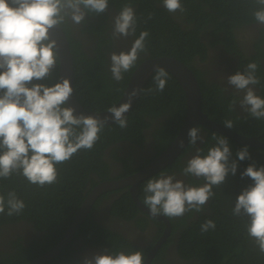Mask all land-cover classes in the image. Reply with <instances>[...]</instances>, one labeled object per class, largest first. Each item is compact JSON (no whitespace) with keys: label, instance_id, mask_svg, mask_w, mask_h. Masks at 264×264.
<instances>
[{"label":"trees","instance_id":"trees-1","mask_svg":"<svg viewBox=\"0 0 264 264\" xmlns=\"http://www.w3.org/2000/svg\"><path fill=\"white\" fill-rule=\"evenodd\" d=\"M182 3L185 8L183 13L179 11L170 13L163 7L162 0H109L108 8L112 7L120 11L124 5L131 4L137 17L134 38H138L142 31L149 33L146 41L147 51L141 53V57L143 55H146L145 57L168 55L178 58L193 69L201 85L202 109L211 119L222 124L223 120L230 119L234 122L233 130L248 136L263 133L264 120H257L248 113L241 116L234 110H229L231 100L236 97L226 96L221 93L219 88H212L207 78L204 77L207 72H203L193 65L195 57H200L201 60L206 57L208 49L202 40L204 33H213L215 42H221L227 49L235 48L236 29L256 22L252 12L258 6L254 0H182ZM150 14L151 19H149ZM91 15L98 20L94 19L90 22L88 16L86 18L87 25L81 30L82 32L91 30L98 37V45L102 49L100 51L98 47L95 48L96 55L94 56L82 50L81 41L72 34V24L69 21L63 27L71 41L76 96L85 107L102 111L112 107L119 100L132 72L144 58H139L135 66L124 73V78L120 82L112 79V75L109 74L106 67L94 65L96 62L103 63L107 60V53L111 45L113 47V41L111 33L108 32L110 27L106 21L109 17L108 10L100 15ZM101 34H106V36H101ZM262 41L263 34L259 42ZM260 44L259 55L264 56V48ZM238 53L244 57L241 50ZM256 57L258 55L254 56V58ZM246 62H250V59ZM256 63L258 64L256 74L260 78V86L263 90L262 98H264V68L259 61ZM154 76L155 71L143 88L135 106L126 116L128 126L120 128L115 123L105 125L100 140L92 150H81L70 161L58 166V183L40 188L29 184L24 177L19 175H13L7 180H0V194L15 191L26 204V208L19 215H0V225L27 221L37 233L32 241H22V237L13 241L16 250L0 252V264H23L35 259L52 248L62 238L91 188L100 180L108 179L111 172L105 158V151L106 149L110 151L113 148L109 147V144L118 140L134 139L135 134L138 133L137 129L145 123L146 118L158 116L159 113H166L170 116V123L162 127L163 129L166 126L167 131H160L161 140H165L167 144L174 140L185 119L187 100L181 85L171 73H168L163 92L155 91ZM58 81L59 74L58 68H56L53 79L39 82L51 86ZM171 104L174 105L173 108L170 107ZM208 130L209 135L200 146L203 149L202 155H206L208 148L215 145V141L212 139L213 135H222L216 131ZM222 136L226 137L231 145L234 144V147L230 148L232 153L230 159L237 161V172L235 175L229 174L222 186L213 189L215 196L201 212L191 211L185 213L181 218H172L171 232L179 225H183V228L177 241L179 252L175 254V260H166L162 255L163 249L157 253V256H161L167 264H178L179 256L189 259L186 264H264V254L259 252L253 239L247 235V217H237L232 214L235 199L253 183L249 177L242 178L241 173L253 163L257 168L264 166V149L239 144L225 135ZM262 140L264 141V137ZM245 146L248 147L251 157V159H247L246 167V159L240 161L237 157V152ZM120 159L123 160L126 167V171L121 172L120 177L135 173L142 167L141 165L134 168L130 165L131 163L127 166L131 158L121 156ZM97 176L100 178L98 181L94 178ZM90 182L91 186L88 187ZM202 182V178L195 179L196 186H200V183L202 185ZM146 183L147 181H144L141 184V191ZM139 197L144 198L141 192ZM96 206L97 203L93 204L89 215L78 227L75 237L82 236L85 242L88 240L100 242L103 237L109 242L111 250L114 252L122 250L130 253L139 249L134 242L125 237L124 233L102 226L91 214ZM110 211L128 221L133 220L142 230L146 228L149 220H153L157 224L159 233L155 236L154 241L165 227L162 219L153 218L139 209L128 190H123L114 199ZM208 219L215 221L216 228L201 232V225ZM168 236L169 241L173 242L172 234ZM154 241L153 243H155ZM74 251L76 252V248L72 247V243H70L48 264H58L59 262L81 264V256L75 257ZM141 251L146 253L145 249Z\"/></svg>","mask_w":264,"mask_h":264},{"label":"clouds","instance_id":"clouds-1","mask_svg":"<svg viewBox=\"0 0 264 264\" xmlns=\"http://www.w3.org/2000/svg\"><path fill=\"white\" fill-rule=\"evenodd\" d=\"M254 3L258 7L252 15L258 24L264 25V0ZM162 5L170 13L185 11L182 0H162ZM108 6L109 0H0V180L19 175L31 185L51 186L58 183V166L81 150H92L109 119L120 128L128 126L125 113L137 89L129 94L128 102L108 110L111 117L101 119L76 115V109L68 106L75 91L68 78H60L51 86L39 82L53 79L54 69L61 64L57 40L51 38L50 30L61 28L69 20L73 25H84L87 16L103 14ZM136 27L135 11L131 4H126L114 17L112 37L135 36ZM148 36V31H142L130 50L110 54L109 71L114 81L120 82L140 54L147 51ZM257 69L256 62H249L243 72L228 76L227 83L235 88V94L243 93L238 100L240 107L251 117L264 120V98L255 91L261 82ZM167 78L164 68H155V91H164ZM222 90L225 92L226 88ZM236 103L233 100L229 110H234ZM223 124L229 129L234 127L230 119L223 120ZM200 131L199 127L188 131L193 147L204 140ZM212 139L215 145L208 148L207 154L202 155L203 149L195 147V155L181 170L184 177L202 178V185L187 184L175 173H161L147 180L142 203L151 217L163 215L171 219L191 211L201 212L215 196L213 189L222 186L229 174H236L238 164L230 159L228 139L215 134ZM180 144L183 146V141ZM237 157L240 161L251 159L248 147L240 149ZM241 177H249L253 183L235 199L232 214L247 217V235L264 254V166L257 168L253 163ZM25 208L24 200L15 191L0 194V215H19ZM215 228V221L208 219L201 225V232ZM144 261L143 251L105 249L85 257L83 264H144Z\"/></svg>","mask_w":264,"mask_h":264},{"label":"flooded vegetation","instance_id":"flooded-vegetation-1","mask_svg":"<svg viewBox=\"0 0 264 264\" xmlns=\"http://www.w3.org/2000/svg\"><path fill=\"white\" fill-rule=\"evenodd\" d=\"M108 12H109V17L106 21L110 27V30H108V32H110L112 36L114 17L120 11H117L112 7H109ZM94 17L95 16L89 15V21L91 22L94 19L98 20V18H94ZM69 22L72 24L70 20ZM86 25H87V21L84 25L77 26L72 24L71 32L75 37H77L81 41L82 50L94 56L96 55L95 48L98 47V49L101 51L102 47L98 45L99 39L95 35V33H93L91 30H86L82 32L81 29ZM255 26L260 27L259 30H257ZM243 29H246V34L248 33V38L250 37V42L242 43L243 41L240 40V37H238L239 41L235 39L236 42L235 48L229 47V49L225 48L221 42H216L207 50L206 57L204 60H201L200 57H195L193 60V65L198 67L201 71L207 72L205 73L204 77L207 78V81L209 82V84H211L212 88L214 87L219 88L221 90V93L226 96L236 97L235 99H232L231 102L233 100L237 101L236 105L234 106V111L236 113L241 114V116L247 114V112H245L238 103L239 96H242L243 93L235 94L236 90L233 86L228 85L227 78L228 76L235 74L237 71L243 72L246 65L249 63L246 62V60L249 59L250 62L252 60H254L253 62L259 61V63L264 68V56L259 55V51L257 50L259 49V47L257 48L255 47V43H258L260 41L262 34L264 38V25H260L257 22L248 23L243 27L237 28L236 31L238 30L242 31ZM261 29H262V33H261ZM102 35L106 36V34H101V36ZM134 40H135L134 36H128L126 38L120 37L118 39L112 37L113 47L111 45V48L108 50L106 57L107 60L105 59L106 61H104L103 63L96 62L94 63V65H100L102 68L106 67L109 74H111V72L109 71V66L111 64L110 54L112 52H116V53H119L121 51L127 52L128 50H130ZM202 40L204 43H210L206 33L202 35ZM260 46L264 48V39L260 44ZM239 50H241V52L244 54V57H241V54L237 52ZM141 55L142 54H140L139 58H144L142 61H144L147 58H150V57H145L146 55H143V57H141ZM255 55H258V57H256L257 59L254 58ZM223 88H226L225 92L222 90ZM255 91L257 95L263 97L262 95L263 90L260 84L255 86ZM170 107L173 108L174 105L171 104ZM166 116H168V114L159 113L158 116L147 117L145 123L142 124V126L137 129L138 133L135 134L136 136H134L135 137L134 139L118 140L116 142L109 144L110 145L109 147H113V148L110 151L109 149H106L105 151V158L110 166V172H111L109 174L108 179H118L129 176V175L121 176V177L119 176L121 172L126 171V167L124 166L123 160L120 159L121 156H123V158L125 157L131 158V160L128 161L127 166L131 163L130 165H132L134 168H137L141 165H142L141 168H143L144 166L149 165L155 158H157L166 149L167 146H169V144L172 141L169 144H167L165 140H161V136H160L161 130L167 131L166 126L162 129V125H165V122L163 121ZM196 127H199L201 129L200 135L203 136L205 140L209 135L208 128L200 124H198ZM168 130L172 132L171 129L168 128ZM251 136H260L261 139H263L264 132ZM163 142H164V146H163ZM201 145L202 142L197 141V145L195 147H200ZM195 147H193L188 142V144L185 146L183 151L177 156V158L171 164L167 165L165 168H163L156 174L141 181L137 189L138 195L140 196V192H141L144 197L143 190L145 185L143 186L142 191L140 188L141 184L144 181H147L148 179L154 176H159V174L161 173H165V174L175 173L178 179H183L185 183L196 186L195 179L196 180H200V179H197L195 177H184L183 175H181V170L186 166L187 161L190 158H192V156L195 155ZM94 178L96 181L100 180L98 176ZM101 181L103 180H100L99 182ZM203 183L204 181L202 182V184ZM89 186H91V182L89 183L88 187ZM124 189L125 188H121V189L113 190L106 194L105 193L101 194L95 201V203H97V206L95 209L92 210L91 214L94 215V218L97 219L102 226H107L114 231L124 233L126 238L134 242L139 247V249H135L132 252L141 251L145 249L146 253L144 254L145 255L144 257H145V261L149 259L148 263L151 261L150 264H167L166 260H170V259L175 260V254L179 252L177 249L178 248L177 241L181 236V230L183 228V225H179L178 227H176V229L173 230V232H171L173 228L171 221L172 218L171 219L169 218L171 229L168 234H172V238L174 239V241L171 242L169 241L168 238L169 236L167 235L165 239H163L164 232H166L167 224L165 221L162 220L165 223V227L163 228L162 233L159 235L156 241H154L155 236L159 234L157 231V224L154 221L149 220V223L145 226L146 228H144V230H142V228H140L138 224L135 227L133 220L119 221L118 219H122V220H126V219L115 215L112 211H110V208L114 202V199L118 197L123 192ZM108 219H111L110 223L112 224V226L104 223V221ZM127 223L130 224L128 229L125 227L118 226ZM36 236L37 233L35 231V228L27 221L7 223L2 226L0 225V252L16 250V247L13 246V241H17L19 237H22V241L29 242L32 241V239L35 238ZM153 241L155 243H153ZM71 243H72V247L76 248V252L75 251L73 252L74 256L75 257L81 256L80 259L81 264H83V260L85 259V257H91L94 254L102 253L105 249L111 250V245H109V242L107 240H104L103 237H102V241L100 242H95L93 240L92 241L88 240L87 242H85L82 236H78L76 238L74 235ZM166 243L168 244L165 246ZM161 249H163V254H162L163 257L166 258L165 262L162 260L161 256H157V253L160 252ZM52 259L50 261H52ZM188 261L189 259H187L186 257L179 256L178 258V264H186ZM48 263L49 261L45 264ZM58 264H66V263L59 262Z\"/></svg>","mask_w":264,"mask_h":264},{"label":"water","instance_id":"water-1","mask_svg":"<svg viewBox=\"0 0 264 264\" xmlns=\"http://www.w3.org/2000/svg\"><path fill=\"white\" fill-rule=\"evenodd\" d=\"M255 27L257 28V30H259L260 28L258 26ZM50 33L51 38L57 40V50L61 59V64L58 67L59 79L68 78L74 88L75 70L70 39L67 33L65 32L63 26L61 28L59 26L54 27V29L50 30ZM156 67L164 68L168 73H171L173 77H175V79L181 85L187 100L185 119L174 140L149 165L144 166L135 173H132L124 178L106 179L94 185L87 194L79 209L76 211L73 222L67 228L62 238L52 248H50L40 256L36 257L35 259L24 264H45L52 258H54L56 255L61 253L62 250L71 243L78 227L87 218L92 209L93 204L101 194L128 187L132 199L137 205V207L143 210L148 215H150V210L145 205H143L142 200L138 195L137 189L139 183L147 179L148 177L156 174L157 172L165 168L167 165L171 164L188 144L189 129H191L192 127H196L198 124L203 125L204 127L216 131L222 135H225L235 140L239 144L264 149V141L261 139L260 136H248L239 133L233 130L232 128L229 129L225 127L224 124L211 119L203 111L202 91L199 80L196 74L194 73L193 69L176 57L162 55L157 57H150L142 61L132 72L129 81L122 92L121 97L113 106L119 107L121 104L128 102L129 94L133 91V89H137V95L132 97L131 107L129 111L125 113V115L127 116L135 106L137 100L140 98L141 93L143 92V88L154 73ZM68 106H72L76 109V115H92L97 116L101 119H103L104 117H111V113L108 112L111 107L102 111H95L84 107L77 100L75 96V91L73 92L72 96L68 101ZM169 118V115L166 116L163 122H165V124H168ZM114 123L115 122L112 119H109L106 125H111ZM163 126L164 125H162V127ZM181 141H183V146H181L180 144ZM155 218L162 219L167 224L166 232H164L163 238L165 239L166 235H169L168 233L171 229L169 218L163 215H157ZM148 260L149 259H147L144 264H150L151 261L148 263Z\"/></svg>","mask_w":264,"mask_h":264},{"label":"rangeland","instance_id":"rangeland-1","mask_svg":"<svg viewBox=\"0 0 264 264\" xmlns=\"http://www.w3.org/2000/svg\"><path fill=\"white\" fill-rule=\"evenodd\" d=\"M182 21V20H181ZM180 21V22H181ZM239 31V30H238ZM238 31H236L237 32V36H236V40H238V37H240V40H243L242 38H244V33H246V29H243L242 31H241V33H239ZM206 34H207V37L209 38V41H210V43H205V45L207 46V49H209L214 43H216L215 42V37H214V35H213V33H211V32H206ZM247 35H248V33H247ZM205 37V36H204ZM249 42H250V37H249ZM261 42H258V43H255V47L257 48V47H259V44H260ZM238 52V51H237ZM229 146H230V148L232 149V147H234V144H232L231 145V143L229 142ZM253 152H256L255 150H253ZM204 155V154H203ZM248 160L246 159L245 160V167L247 166L246 164L248 163L247 162ZM123 218V217H122ZM125 219V218H124ZM119 221H127V220H122V219H118ZM109 222V223H108ZM111 222V219H108V220H106V221H104V223H106L107 225H110V226H112V224L110 223ZM134 225H135V227H136V223H134ZM118 226H121V227H125V228H127L128 229V227L130 226V224L129 223H127V224H124V225H118Z\"/></svg>","mask_w":264,"mask_h":264},{"label":"crops","instance_id":"crops-1","mask_svg":"<svg viewBox=\"0 0 264 264\" xmlns=\"http://www.w3.org/2000/svg\"><path fill=\"white\" fill-rule=\"evenodd\" d=\"M239 33H241V31L239 30L238 31ZM244 35V38H242L243 40V42L242 43H244V42H249V38H248V35L246 34V33H244L243 34ZM264 39V38H263ZM238 41H239V39H238ZM262 43V42H261ZM258 51H259V49H257ZM263 56V55H262Z\"/></svg>","mask_w":264,"mask_h":264},{"label":"bare ground","instance_id":"bare-ground-1","mask_svg":"<svg viewBox=\"0 0 264 264\" xmlns=\"http://www.w3.org/2000/svg\"><path fill=\"white\" fill-rule=\"evenodd\" d=\"M75 89V88H74ZM75 96H76V93H75ZM76 98H77V96H76ZM77 100H78V98H77ZM79 101V100H78ZM80 102V101H79ZM81 103V102H80ZM82 104V103H81ZM83 105V104H82ZM84 106V105H83ZM85 107V106H84Z\"/></svg>","mask_w":264,"mask_h":264}]
</instances>
